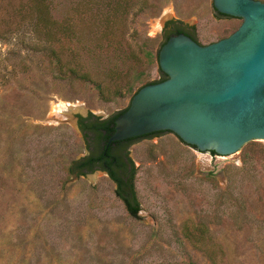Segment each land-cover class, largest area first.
<instances>
[{
	"label": "rangeland",
	"instance_id": "rangeland-1",
	"mask_svg": "<svg viewBox=\"0 0 264 264\" xmlns=\"http://www.w3.org/2000/svg\"><path fill=\"white\" fill-rule=\"evenodd\" d=\"M87 1L53 0L51 17L57 28L73 24L80 46L99 47ZM153 4L158 12L132 20L115 39L131 50L128 59L80 51L93 76L134 68L151 82L157 66L142 52L159 48L163 23L179 21L198 38L230 19L217 16L212 0ZM45 47L29 30L0 40V264H264V142L226 157L166 132L131 143L140 207L131 218L105 173L68 167L88 154L76 117L109 119L132 95L104 100L92 85L59 76ZM61 104L79 108L60 117Z\"/></svg>",
	"mask_w": 264,
	"mask_h": 264
},
{
	"label": "water",
	"instance_id": "water-1",
	"mask_svg": "<svg viewBox=\"0 0 264 264\" xmlns=\"http://www.w3.org/2000/svg\"><path fill=\"white\" fill-rule=\"evenodd\" d=\"M212 7L230 19L199 44L184 34L168 38L157 58L166 79L132 96L107 147L166 132L199 153L226 157L264 142V2L212 0Z\"/></svg>",
	"mask_w": 264,
	"mask_h": 264
},
{
	"label": "trees",
	"instance_id": "trees-1",
	"mask_svg": "<svg viewBox=\"0 0 264 264\" xmlns=\"http://www.w3.org/2000/svg\"><path fill=\"white\" fill-rule=\"evenodd\" d=\"M52 2L53 0H0V40H7L23 30H29L34 38L45 44L49 64L59 76L92 85L104 100L121 97L123 91L133 96L143 86L164 81L166 76L160 72L157 58L159 48L170 36L184 34L199 44L193 28L188 29L179 21H169L163 29V42L155 53L149 50L142 52L148 64L157 66L159 80L143 83L147 79L146 73L134 68L125 73L110 69L101 75L102 78L100 76L97 79L88 71L86 62H80L81 55L91 57L96 48H101L106 52L121 53L128 59L132 54L131 50L127 46H121V43L115 39L123 38L124 30L132 20H137L150 12L156 13L158 7L153 4V0H88L83 8L91 19L88 22L89 27L101 29L97 41L102 40L103 44L94 47L88 43L82 47L79 33L73 24L66 22L56 27V22L51 17ZM216 14L222 18H229ZM63 52L67 55H62ZM134 64H141V60H134ZM127 108L105 120L89 114V118L95 120L89 124H84L85 119L79 118V129L88 154L78 161H73L68 167V172L77 170L81 173H92L100 162L98 170L106 173L114 183L116 197L123 203L127 214L135 219L140 210L134 190L136 171L128 157L127 148L137 140L165 132L115 142L107 147L106 141L114 130V120ZM210 154L215 155V153Z\"/></svg>",
	"mask_w": 264,
	"mask_h": 264
},
{
	"label": "bare ground",
	"instance_id": "bare-ground-1",
	"mask_svg": "<svg viewBox=\"0 0 264 264\" xmlns=\"http://www.w3.org/2000/svg\"><path fill=\"white\" fill-rule=\"evenodd\" d=\"M159 29V28H158ZM79 106L77 107L75 104L74 105H66V104H61L57 107L56 113L62 117L64 114H69L70 111L78 109ZM73 112V111H72ZM71 112V113H72ZM66 117V116H65Z\"/></svg>",
	"mask_w": 264,
	"mask_h": 264
},
{
	"label": "flooded vegetation",
	"instance_id": "flooded-vegetation-1",
	"mask_svg": "<svg viewBox=\"0 0 264 264\" xmlns=\"http://www.w3.org/2000/svg\"><path fill=\"white\" fill-rule=\"evenodd\" d=\"M165 26V25H164ZM164 28V27H163ZM79 118H82V119H85V121L83 122L84 124H89V123H93L95 120L94 119H91V118H89V114H87V115H85V116H77L76 117V125H77V127H78V129H79ZM102 120V119H101ZM79 131H80V129H79ZM91 135V134H90ZM100 164V162H98L97 163V165L94 167L95 168V171H100V170H98L99 169V167H98V165ZM102 172V171H101ZM104 173V172H103Z\"/></svg>",
	"mask_w": 264,
	"mask_h": 264
}]
</instances>
